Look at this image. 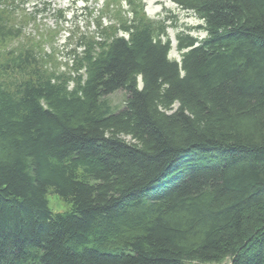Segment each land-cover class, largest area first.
Here are the masks:
<instances>
[{
	"label": "trees",
	"instance_id": "obj_1",
	"mask_svg": "<svg viewBox=\"0 0 264 264\" xmlns=\"http://www.w3.org/2000/svg\"><path fill=\"white\" fill-rule=\"evenodd\" d=\"M102 1L60 70L0 0V264H264V0Z\"/></svg>",
	"mask_w": 264,
	"mask_h": 264
},
{
	"label": "rangeland",
	"instance_id": "obj_2",
	"mask_svg": "<svg viewBox=\"0 0 264 264\" xmlns=\"http://www.w3.org/2000/svg\"><path fill=\"white\" fill-rule=\"evenodd\" d=\"M16 6V12L19 16L25 15L26 18L21 23L22 34L18 40L12 42L13 45L21 43L23 45L37 42L42 47V51L48 54V63L51 68L67 69L69 66L70 48L68 36L72 32H90L95 29L94 23L89 19L97 17L104 9L102 0H13ZM121 2V9L127 10V4L124 0ZM145 13L148 17L165 20L167 25L166 33L170 39L171 49L169 58L178 60L180 57L176 49L175 35L177 32H188L193 36L202 38L205 32L199 29L188 27L196 26L200 23L199 19L190 11L178 7L170 0H143ZM116 8V5L112 6ZM91 12V13H90ZM104 24L112 22L108 14H103ZM20 18V17H18ZM124 94L122 91H116L107 96L106 99L118 108L122 102ZM48 207L52 212H63L69 209V204L61 200L53 193L47 194ZM221 264H230L225 260Z\"/></svg>",
	"mask_w": 264,
	"mask_h": 264
}]
</instances>
